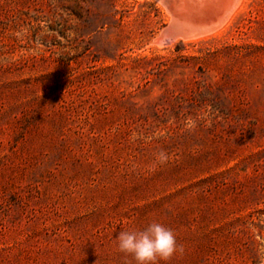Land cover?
Listing matches in <instances>:
<instances>
[{
    "label": "rangeland",
    "instance_id": "374dc122",
    "mask_svg": "<svg viewBox=\"0 0 264 264\" xmlns=\"http://www.w3.org/2000/svg\"><path fill=\"white\" fill-rule=\"evenodd\" d=\"M160 43L157 0H0V264H264V0ZM166 159H162L161 154Z\"/></svg>",
    "mask_w": 264,
    "mask_h": 264
},
{
    "label": "clouds",
    "instance_id": "9594fccd",
    "mask_svg": "<svg viewBox=\"0 0 264 264\" xmlns=\"http://www.w3.org/2000/svg\"><path fill=\"white\" fill-rule=\"evenodd\" d=\"M162 159H166L161 154ZM118 250L131 256L136 264H156L169 261L177 253L183 254V245L177 243L175 233L158 222H152L141 231H121L116 237Z\"/></svg>",
    "mask_w": 264,
    "mask_h": 264
},
{
    "label": "water",
    "instance_id": "95a60500",
    "mask_svg": "<svg viewBox=\"0 0 264 264\" xmlns=\"http://www.w3.org/2000/svg\"><path fill=\"white\" fill-rule=\"evenodd\" d=\"M161 4L167 9L171 14V22L168 27L162 32L159 37L160 43H170L171 41L181 38V37H192L195 35H200L203 33H207L213 31L216 27H218L221 23H223L224 19L229 15L235 3L238 0H233V2L227 7V9L222 13L219 19L215 20L210 17H204L203 21L200 23L189 20L188 18L184 19L181 15H185V13L192 10V3L185 2L182 0H159ZM222 1V0H220ZM219 1V2H220ZM202 7L207 8L208 5L205 3H201ZM201 7V8H202Z\"/></svg>",
    "mask_w": 264,
    "mask_h": 264
},
{
    "label": "bare ground",
    "instance_id": "6f19581e",
    "mask_svg": "<svg viewBox=\"0 0 264 264\" xmlns=\"http://www.w3.org/2000/svg\"><path fill=\"white\" fill-rule=\"evenodd\" d=\"M157 1L161 4V2L159 0H157ZM182 1H185L187 3L188 2L192 3L193 7H192L191 11L185 13V15H187V17L184 15H181V17H183L184 19L188 18L189 20L197 22V23L202 22L203 18L207 17L208 14H209L208 17H210L212 19H215V20L219 19L220 18L219 16L222 13H224V11L227 9V7L233 2V0H222V1H220V0H182ZM243 1L244 0H238V2L235 3V5L233 6L229 15H227V17L224 19L223 23H221L218 27L213 29V31L203 33L200 35H195L192 37L177 38L171 42H174V41L189 42V41H194V40H197V39H200V38H203V37H206L208 35L215 34V33L218 34V32H220L232 20V18L234 17L236 12L239 10V8L242 7L241 4L243 3ZM202 2L207 4L208 7L203 8L201 6ZM162 7L168 13L169 19L171 22L172 17H171L170 12H168L167 9L163 5H162ZM158 39H159V37H158Z\"/></svg>",
    "mask_w": 264,
    "mask_h": 264
}]
</instances>
